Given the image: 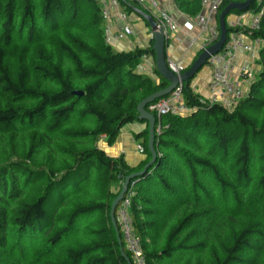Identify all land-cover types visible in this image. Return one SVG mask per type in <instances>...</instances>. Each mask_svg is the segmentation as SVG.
I'll return each mask as SVG.
<instances>
[{"label":"trees","instance_id":"trees-1","mask_svg":"<svg viewBox=\"0 0 264 264\" xmlns=\"http://www.w3.org/2000/svg\"><path fill=\"white\" fill-rule=\"evenodd\" d=\"M201 1L174 0L192 18ZM243 1L223 0L217 23ZM119 2L126 12L137 6ZM244 14H261L252 37L264 40V0L229 16ZM152 44L129 52L107 45L94 0H0V250L32 264H128L110 210L124 179L151 160L137 107L168 86L155 66L154 79L136 71L143 58L154 60ZM256 64L234 109L201 103L190 81L187 115H154L156 161L124 195L133 193L147 264H264V48ZM135 123L146 125L134 135L145 159L131 168L98 144L104 137L112 146ZM14 144L30 145L25 157L11 154Z\"/></svg>","mask_w":264,"mask_h":264},{"label":"built area","instance_id":"built-area-1","mask_svg":"<svg viewBox=\"0 0 264 264\" xmlns=\"http://www.w3.org/2000/svg\"><path fill=\"white\" fill-rule=\"evenodd\" d=\"M100 8L102 17V32L105 43L113 46L115 43L124 40L134 34L130 24L127 22V13L122 10L119 0H94ZM135 3L145 13L151 17L158 29L163 30L166 40L169 33H174L177 29L172 13L158 0H126ZM223 0H202L201 12L195 18V26L201 34H204L201 52L211 47L219 41L220 31L216 21V15ZM115 16V18L113 17ZM244 15L233 19H226V25L232 30L228 35L222 49L211 56L205 65L210 72L208 83V97L201 98L200 102H208L209 105H221L223 108L234 109L238 102L244 97L245 86L251 82L256 72L248 66L239 68V72L234 76L238 65V53H246L252 60H257L258 54L264 48V40L254 38L260 27L261 14H250L248 20L243 19ZM115 28V30H113ZM150 42H153V33L149 34L147 45L141 49H147ZM168 69L179 76L184 73L185 68L167 59ZM237 78V79H236ZM239 81H242L239 82ZM246 83L245 85L243 83ZM150 114L158 118L164 115L184 116L190 110L185 105L183 99V84L179 83L174 91L166 98L155 101L146 108ZM161 127L156 128L160 132ZM139 154H144L141 145L137 147ZM132 192L123 197L116 210V220L121 240L127 253L130 255L132 264H147L143 253L142 242L136 235L132 217L130 215Z\"/></svg>","mask_w":264,"mask_h":264},{"label":"crops","instance_id":"crops-1","mask_svg":"<svg viewBox=\"0 0 264 264\" xmlns=\"http://www.w3.org/2000/svg\"><path fill=\"white\" fill-rule=\"evenodd\" d=\"M158 2L165 6L173 15L176 22L177 29L166 40L165 53L166 58L176 64H179L185 68L186 71L196 59L197 55L201 52L202 41L204 34H201L195 26V18L187 16L180 12L174 2V0H158ZM121 5V4H120ZM122 10L123 7L121 6ZM132 5L127 13V22L132 27L134 34L124 40L115 43L112 48L117 52H129L136 48L141 49L147 45L149 34L152 32L149 24L141 15L143 10ZM145 14V13H143ZM115 18V16H113ZM237 16H229V19H233ZM250 14H244L243 19L248 20ZM103 25V23H102ZM115 30V28H113ZM238 67L234 72H239V68L248 66L258 72L259 66L256 64V59L252 60L246 53L239 52L238 55ZM154 60L152 57H146L141 60L140 65L137 68V73L150 76L153 79ZM237 79V78H236ZM210 80V72L208 68L204 67L199 71L190 83L191 88L197 94L203 98L208 97V83ZM242 83V81H239ZM246 84L245 82L243 83ZM247 88V85L245 86ZM146 128L143 123H135L125 126L116 142L112 146H108L104 137L98 144V147L103 150L110 158L122 157L125 163L131 167H137L145 159L144 154H139L137 147L141 145L142 141H135L134 135L141 133Z\"/></svg>","mask_w":264,"mask_h":264},{"label":"water","instance_id":"water-1","mask_svg":"<svg viewBox=\"0 0 264 264\" xmlns=\"http://www.w3.org/2000/svg\"><path fill=\"white\" fill-rule=\"evenodd\" d=\"M251 3L252 0H244L243 2H234L229 4L227 7H225L222 10V12L218 16V25L220 31L219 41L214 45H212L211 47L207 48L206 50L202 51L199 54V56L196 58V60L192 63V65L189 67V69L179 76L173 74L168 69L167 58L165 53L166 38L164 37L163 30L157 28L155 21L151 17L143 13L141 14L143 18L146 20V22L149 24L151 31L153 33L152 51L154 53L155 69L157 73L160 75V77H162L168 83V86L142 100L137 107L138 119L141 121H145L148 126V134H149L148 150L151 154V160L148 164L145 165L142 171L131 174L124 179L121 190L111 205V210H110L111 223L117 234L118 243L121 246L120 251L122 252V256L125 258L128 264H131V262L122 249V243L119 237V230L115 218V213L119 203L122 201L125 193L127 192V188L130 181L135 178L143 176L146 173V171L155 163L157 158V152L154 147L156 119L153 114H150L146 111V108L155 101L166 98L168 95H170L172 91L176 89L179 83H182L183 85H187L195 77V75H197L199 71H201V69L205 67L207 60L211 56L216 55L225 44L227 39L226 19L229 17L230 13L234 10L239 13H245L249 10ZM74 94L77 96L83 95L81 92H75Z\"/></svg>","mask_w":264,"mask_h":264},{"label":"rangeland","instance_id":"rangeland-1","mask_svg":"<svg viewBox=\"0 0 264 264\" xmlns=\"http://www.w3.org/2000/svg\"><path fill=\"white\" fill-rule=\"evenodd\" d=\"M86 34L88 35H93V33H90L89 32H86ZM171 35V33H169V36ZM198 75V74H197ZM137 141V140H135ZM30 146V145H28ZM27 146V147H28ZM26 146H20V145H17V144H14L11 149L14 150L15 152H12L11 154L14 153V156H22V157H25L26 155L24 154V151L26 150L27 148ZM5 150L3 151V149L0 148V162H2V158L3 156H5ZM42 159V156H40L38 159H37V164H39V162L41 161ZM47 161V157L44 159ZM111 191H113L114 193L117 192V185H115L113 183V185L111 186ZM227 200H228V197L226 196L225 198V202L227 203ZM233 203V202H232ZM236 208L234 205H232L231 207V211H234ZM14 243V242H13ZM43 248V244H38L36 247H34L31 251V253H33V255L35 256L36 252L39 251L40 249ZM35 251V253H34ZM16 253V254H15ZM32 255V256H33ZM33 260L32 258H25V259H21L19 257V253L16 251L14 252L13 249H6V251H3V250H0V264H32Z\"/></svg>","mask_w":264,"mask_h":264}]
</instances>
